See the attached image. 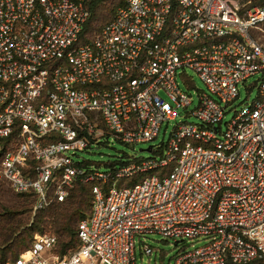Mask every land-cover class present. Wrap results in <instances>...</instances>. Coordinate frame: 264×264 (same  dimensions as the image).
Masks as SVG:
<instances>
[{
	"label": "built area",
	"instance_id": "built-area-1",
	"mask_svg": "<svg viewBox=\"0 0 264 264\" xmlns=\"http://www.w3.org/2000/svg\"><path fill=\"white\" fill-rule=\"evenodd\" d=\"M262 1L128 0L88 41L91 0H0V181L34 193V212L94 184L77 251L60 257L56 236L37 235L2 264H136L137 238L155 234L204 243L171 264L264 261ZM187 71L209 92L191 112L199 123L148 160L102 172L73 159L102 138L155 141L193 104ZM256 76L258 98L225 123Z\"/></svg>",
	"mask_w": 264,
	"mask_h": 264
},
{
	"label": "rangeland",
	"instance_id": "rangeland-1",
	"mask_svg": "<svg viewBox=\"0 0 264 264\" xmlns=\"http://www.w3.org/2000/svg\"><path fill=\"white\" fill-rule=\"evenodd\" d=\"M121 0H106L103 4L105 8L103 13L100 14L101 20L104 23L106 18L110 17V10L115 8ZM112 17V16H111ZM187 75L192 78L194 82L193 87H188L182 79L179 77V83L181 88L192 96L193 104L189 109L178 110V116L175 120L165 123L162 126L159 137L151 142L136 145L135 147L128 146L119 142L114 137L102 138L98 140L85 152H78L72 154V157L77 162H91L92 170H99L106 172L113 167L111 164L131 163L135 160H148L153 157V153H149L147 150L150 146L155 150L162 145H166L174 131L179 125L199 123L197 118L191 116L199 105L200 97L204 93H209L204 82L193 72L187 71ZM259 81V76L252 77L245 84L240 85V98L231 107V112L226 116L225 123L230 122L234 116L235 110H240L246 103H252L258 98L259 90L256 84ZM225 128V127H224ZM36 212L31 210V206L27 204V198L17 195L11 190L7 184L0 183V264L5 261V254L12 248H18L20 253L25 249L23 247L24 240H19L20 234L33 235L31 237V247L35 236L41 235L40 232L33 233L32 223L35 220ZM44 234H51L58 236L57 228H49ZM29 240V239H28ZM174 241L167 239L161 235H147L143 238H137L136 241V264H171L175 257L181 252L184 247L193 250L202 246L204 243H196V241L186 240L179 247L174 246ZM145 247H150L154 251L152 256L145 254ZM28 248V249H29ZM27 250V249H26ZM15 255L10 258H14ZM5 258V259H3Z\"/></svg>",
	"mask_w": 264,
	"mask_h": 264
},
{
	"label": "trees",
	"instance_id": "trees-1",
	"mask_svg": "<svg viewBox=\"0 0 264 264\" xmlns=\"http://www.w3.org/2000/svg\"><path fill=\"white\" fill-rule=\"evenodd\" d=\"M106 0H91L90 4V11L91 17L85 27V37L86 40L91 41L97 35L101 33L105 25H107L116 15V12L124 7L128 0H121L117 4L115 8L110 10V17L106 18L105 22L103 23L100 17V14L103 13L104 7L103 4ZM262 4L264 5V0L262 2H255V4ZM87 151V150H86ZM85 152V151H84ZM121 165L125 163H120ZM79 165L82 168L90 169L92 166L91 162L83 161L79 162ZM117 164H110V167H115ZM166 171H170L166 170ZM143 176L135 177L132 180V183L135 184L139 182ZM1 184H5L0 181ZM93 186L94 184L91 183H84L81 181H77L72 189L69 197L64 202H54L52 206L45 210H39L36 212L35 220L32 223V230L33 233L40 232L41 235L44 234L45 231L49 228L56 227L57 228V245L53 249V252L60 257H66L71 255L73 252L77 251L81 246V240L78 235L79 224L82 220L87 219L92 211V204L94 200L93 196ZM19 196L27 198V204L31 206V210L34 211V207L37 203V197L34 193H26V194H17ZM51 235V234H50ZM33 237V235H31ZM31 237L30 235L26 236L20 234L18 238L19 240H24V252L29 250L31 244ZM29 239V240H28ZM29 248V249H28ZM27 249V250H26ZM18 248H12L5 254V261L15 260L17 259L22 253H20ZM14 258H10L11 256ZM233 264V263H228ZM251 264H264V261H255Z\"/></svg>",
	"mask_w": 264,
	"mask_h": 264
},
{
	"label": "water",
	"instance_id": "water-1",
	"mask_svg": "<svg viewBox=\"0 0 264 264\" xmlns=\"http://www.w3.org/2000/svg\"><path fill=\"white\" fill-rule=\"evenodd\" d=\"M152 146H150L147 150H142V151H147V152H149V153H152ZM180 243H182V241H176L175 243H174V246L175 247H178V245L180 244Z\"/></svg>",
	"mask_w": 264,
	"mask_h": 264
}]
</instances>
